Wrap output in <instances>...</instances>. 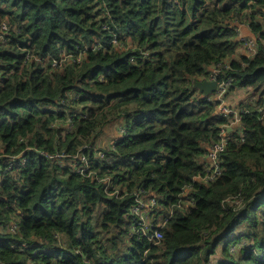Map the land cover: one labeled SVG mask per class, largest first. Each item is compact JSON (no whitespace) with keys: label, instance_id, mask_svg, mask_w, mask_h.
Wrapping results in <instances>:
<instances>
[{"label":"trees","instance_id":"1","mask_svg":"<svg viewBox=\"0 0 264 264\" xmlns=\"http://www.w3.org/2000/svg\"><path fill=\"white\" fill-rule=\"evenodd\" d=\"M243 1L0 0V22L19 29L0 45V264H204L227 238L228 246L244 239L254 246L236 259L224 244L221 264H264V44L252 58H234V22L249 21ZM260 15L263 22L251 15L254 33L264 28ZM104 24L136 50L109 47L113 35ZM96 39L108 49L91 50L80 67H22L28 50L55 57ZM140 49L149 55L139 58ZM226 58L232 89H249L245 137L232 133L221 177L196 182L195 205L180 209L179 194L203 171L201 157L226 121L215 103L194 96L190 80ZM72 93L86 96L72 106ZM75 107L81 115L71 127H53ZM114 121L125 122L127 133L117 151L105 152L119 160L87 151L94 177L34 151L76 153ZM24 150L19 177L5 172L8 157ZM98 177L110 178L111 187ZM140 186L154 191L165 211L175 209L158 244L127 240L132 192ZM237 195L246 202L240 210L228 202ZM15 220L20 229L11 234Z\"/></svg>","mask_w":264,"mask_h":264},{"label":"built area","instance_id":"2","mask_svg":"<svg viewBox=\"0 0 264 264\" xmlns=\"http://www.w3.org/2000/svg\"><path fill=\"white\" fill-rule=\"evenodd\" d=\"M246 4L245 12L249 15V21L239 22L236 20L234 25L237 27V35L235 37L238 40V45H240V50L238 49V56H247L249 58L254 57L260 48L261 44H264V38L262 33H264V28L260 32L250 34L246 36L243 34V27H249L252 22L251 15L257 14L255 21L263 22L260 15L261 11L264 12V0H244ZM264 24V23H263ZM104 29L107 30L111 35H113L110 40V46L116 50H129L135 49L136 46H133L131 43L126 44L120 38L117 32L112 29L108 24H104ZM251 29V28H250ZM10 32L18 33L19 29L17 26H12L7 19L0 22V45L7 44L9 39ZM108 49V47L103 46L100 40L96 39L93 43L87 44L83 43L82 45L77 44L74 51H68L65 47L60 48L58 56L49 55H38L34 54L31 50H28L25 54L22 67L30 66L32 63H39L44 67H48L51 71H62L67 67L74 66L80 67L85 62L88 53L93 50ZM149 55L148 51L140 49L139 58H146ZM230 59L226 58L219 63L213 64L209 71L201 76L198 79L192 78L190 84L195 87V82L197 80H207V81H216L217 86L215 91L211 92L208 95H205L198 88L195 93V97H206L208 101L215 103L216 112L224 117L226 121L221 125L218 136L213 140L205 153L204 160L201 162L203 171L196 175L193 178V181L186 185L181 193L179 194V200L176 203V207L180 209L192 207L195 205V198L193 192L195 191V183H200L203 185H211L215 183L222 175L224 171V166L222 163V154L226 151L229 146L230 141L232 140V133H237L240 135L241 139L244 140V129L242 126V116L247 113L249 110L242 106V103H234L233 95L235 92L242 94L249 93L248 88L237 87L232 89L233 79L227 76H224L223 73L225 70L230 67ZM85 94L72 93L70 99L67 101L72 103V106H76V100L80 97H85ZM232 97V99H231ZM62 105H65V101L62 102ZM68 109L67 107H62L60 110ZM72 114L66 120L67 122H61L57 120L53 127H61L62 125H67L68 127L72 126V118L78 115H81V112L78 108H71ZM87 113L83 115L86 117ZM118 138L115 141H112L106 146L99 145L97 142L94 146L84 144L76 153L68 152H49L43 149H34L38 154L45 157L52 163L59 165L67 166L72 169L75 173L86 176L94 177L95 172L92 171L91 160L87 154L94 151L96 157L100 160L105 161H114L119 160L118 158L110 157L107 155L105 150L117 151L116 143L117 140L124 137L127 133L126 123L121 121L120 124H117ZM20 141H25L24 138H21ZM32 147H28L27 150H31ZM24 151L16 155H10L8 157L7 165L5 167V172L13 174L15 177H19V171L23 165L26 164L27 158L24 155ZM96 175V174H95ZM99 181L106 182L107 190L111 187L110 178L98 177ZM120 193L119 190H114L111 194L118 196ZM132 194L134 195V202L129 208L128 215L131 220L130 231L127 235V240L131 242L132 239L136 238L137 240L147 239L148 241L158 244L163 239V228L167 223L172 219L175 213L174 207H169L166 211L163 208L164 206L161 203L158 195L152 191L145 189L144 187L136 188ZM229 203L234 204V210L243 209L245 206V201L241 195H237L232 199L228 200ZM1 227V224H0ZM8 229L11 234H17L19 232V223L18 221H12L8 224ZM204 234L207 235L208 231H204ZM254 246L253 242H250L247 239L234 242L228 246V254L234 258L243 252L249 249V247ZM25 247V245H23ZM147 251H145L146 253ZM217 253V252H216ZM217 254L212 255L204 264H221L223 258H217Z\"/></svg>","mask_w":264,"mask_h":264},{"label":"crops","instance_id":"3","mask_svg":"<svg viewBox=\"0 0 264 264\" xmlns=\"http://www.w3.org/2000/svg\"><path fill=\"white\" fill-rule=\"evenodd\" d=\"M243 34L246 35V36H249L250 34H253L252 30L249 28V27H243ZM238 41V40H237ZM238 49L240 50V45L237 46V49H236V53L234 55V58L235 57H239L238 54ZM249 94V93H247ZM247 98V95L246 94H242V93H239V92H235V95H233V101L234 103H241L242 100H246ZM232 99V97H231ZM244 103V102H243ZM242 103V104H243ZM121 121H116L115 122V131L113 134L111 135H106L105 137H101L100 135L97 137L96 141L99 145H102V146H106L108 144H110L112 141H115L117 138H118V130H117V124H120ZM204 160V156L201 157V162ZM216 257L217 258H223V253H222V248L219 249V251L216 253Z\"/></svg>","mask_w":264,"mask_h":264},{"label":"water","instance_id":"4","mask_svg":"<svg viewBox=\"0 0 264 264\" xmlns=\"http://www.w3.org/2000/svg\"><path fill=\"white\" fill-rule=\"evenodd\" d=\"M216 86H217L216 81L197 80L195 82V87L198 88L205 95H208L211 92L215 91Z\"/></svg>","mask_w":264,"mask_h":264},{"label":"rangeland","instance_id":"5","mask_svg":"<svg viewBox=\"0 0 264 264\" xmlns=\"http://www.w3.org/2000/svg\"><path fill=\"white\" fill-rule=\"evenodd\" d=\"M246 95H248V94L246 93ZM102 127H103V130H102L101 133H100V136H101V137H105L106 135H111V134H113L114 131H115V121H114V122H107V123H106L105 125H103ZM222 242H223V243L220 244V246H219L217 252L219 251V249H220L221 247L223 248L224 244H227V242H228V238H227V239H224ZM227 246H228V244H227Z\"/></svg>","mask_w":264,"mask_h":264},{"label":"bare ground","instance_id":"6","mask_svg":"<svg viewBox=\"0 0 264 264\" xmlns=\"http://www.w3.org/2000/svg\"><path fill=\"white\" fill-rule=\"evenodd\" d=\"M65 122V121H64Z\"/></svg>","mask_w":264,"mask_h":264}]
</instances>
